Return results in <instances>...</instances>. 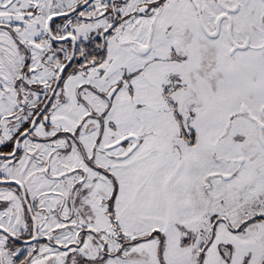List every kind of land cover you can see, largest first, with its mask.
Here are the masks:
<instances>
[{"label": "snow or ice", "instance_id": "snow-or-ice-1", "mask_svg": "<svg viewBox=\"0 0 264 264\" xmlns=\"http://www.w3.org/2000/svg\"><path fill=\"white\" fill-rule=\"evenodd\" d=\"M0 264H264V0H0Z\"/></svg>", "mask_w": 264, "mask_h": 264}]
</instances>
